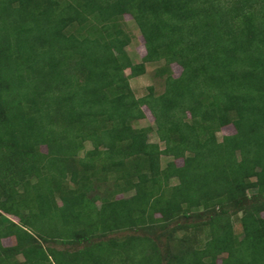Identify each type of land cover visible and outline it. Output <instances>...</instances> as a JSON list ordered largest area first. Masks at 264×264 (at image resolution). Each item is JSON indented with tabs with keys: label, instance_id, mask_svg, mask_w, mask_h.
<instances>
[{
	"label": "trees",
	"instance_id": "16d2710c",
	"mask_svg": "<svg viewBox=\"0 0 264 264\" xmlns=\"http://www.w3.org/2000/svg\"><path fill=\"white\" fill-rule=\"evenodd\" d=\"M199 217L200 247L108 238ZM0 264H264V0H0Z\"/></svg>",
	"mask_w": 264,
	"mask_h": 264
},
{
	"label": "rangeland",
	"instance_id": "374dc122",
	"mask_svg": "<svg viewBox=\"0 0 264 264\" xmlns=\"http://www.w3.org/2000/svg\"><path fill=\"white\" fill-rule=\"evenodd\" d=\"M124 28L126 30V32L130 35L131 37V43L130 45L126 48L127 53L129 54V56L131 57L133 62H137L139 63L141 61V58L145 55V48H144V42L143 39L136 27V25L134 24L132 18L129 15H125L124 16ZM163 63L159 62V63H148L146 64V71L143 75L139 76V77H135V78H131L130 79V86L131 89L134 92V95L137 98H141L143 96H145L148 93V87H153L154 92L156 94H159L161 92H163L164 89V84H163V80L159 79L157 77L154 76L155 70L162 66ZM172 72L174 77H178L181 73V68L180 66H178L177 64H172L171 66ZM126 74H129V71H126ZM143 111L146 115V118L144 120H140L139 122L136 123L137 126H151L154 127V123H153V118L151 116V114L149 113V111L147 110L146 107H143ZM234 129L232 126H227L221 129L220 132L217 133V139L221 140L223 136L226 135H233L234 134ZM149 141L153 142V143H159L161 146L162 144L159 142L155 132H151L149 135ZM86 149H90V145L86 144L85 145ZM42 151L46 152V149L44 147H42ZM171 160V158L165 157L163 156L161 158V164L164 167L165 164L167 163V161ZM177 165H181L182 161L178 160L176 161ZM171 184H175L176 180H171L170 181ZM252 193H255V191H252ZM131 195V193L128 194H119L117 196V198H121V197H126ZM241 213L237 214V215H232L231 216V223L233 226V231L235 233V235H237L238 237L241 235V225L239 222ZM158 215L155 216V219H158ZM206 220L205 217L201 218H195V219H185V218H180L178 219L176 222L169 224L166 227V230L164 228H161L160 223L159 222H154L152 223V225L149 227V229L145 228H138V229H127V230H123V231H118L116 233L110 234L108 235V238L110 237H114V238H118V239H124L128 236H139L142 238H149L152 243H154L155 245L158 246L160 251L164 250V245L166 242V235H168V233L171 231H175L174 233V238L176 240L181 239L182 237H185L187 239V243H191L194 247H200L203 244V241L205 240V235H204V230H200V228L198 229H183V230H175L174 228L177 227L178 225H188V224H193V223H201L202 221ZM174 229V230H172ZM169 231V232H167ZM4 246H10L12 244H14V240L12 238H7L4 239L2 241ZM177 242L175 241L172 245L176 244ZM150 252V250H148ZM16 259L18 261L22 260L21 256L16 257Z\"/></svg>",
	"mask_w": 264,
	"mask_h": 264
}]
</instances>
